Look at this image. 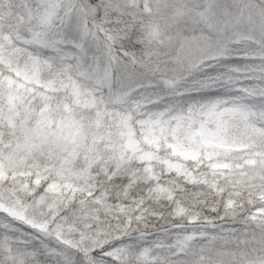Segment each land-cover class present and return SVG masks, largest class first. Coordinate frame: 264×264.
<instances>
[{
    "label": "snow or ice",
    "instance_id": "snow-or-ice-1",
    "mask_svg": "<svg viewBox=\"0 0 264 264\" xmlns=\"http://www.w3.org/2000/svg\"><path fill=\"white\" fill-rule=\"evenodd\" d=\"M190 7L172 29L174 40L156 44L138 36L139 51L124 40L143 19L123 21L127 6L109 0H68L54 13L41 0L26 24L11 16L0 20V149L11 152L30 136L24 151L53 164L52 178L30 193L14 177L0 180V204L23 206L30 194L34 209L25 219L0 207V264H264V225L227 236L198 230L179 251L167 233L133 227L139 221L100 220L99 202L85 189L53 194L63 145L35 135L42 117L73 101L72 92L87 101L86 121L128 114L180 121L197 111L244 108L264 114V0ZM114 12L124 28H108ZM197 16L210 23L200 27L192 20Z\"/></svg>",
    "mask_w": 264,
    "mask_h": 264
},
{
    "label": "rangeland",
    "instance_id": "rangeland-1",
    "mask_svg": "<svg viewBox=\"0 0 264 264\" xmlns=\"http://www.w3.org/2000/svg\"><path fill=\"white\" fill-rule=\"evenodd\" d=\"M21 1L0 0V5L3 6L0 8V20L11 16L26 24L32 15L31 9L41 0ZM47 2L54 13L62 2L68 0ZM209 2L210 0H109V3L126 5L125 15L131 16L133 20L143 19V24H136L141 28L144 40L156 44L175 39L172 29L193 11L191 5ZM25 6L27 9L23 14L21 10ZM141 9H144L143 15ZM118 13L120 12H114L112 16H117ZM192 20L193 23H199L200 27L210 23L206 16L193 17ZM108 28H112L110 24ZM196 35L199 36L200 33L197 32ZM59 94H63L62 90ZM71 95L74 97L73 101L65 102L62 112L53 110L42 117L35 131L36 136L46 139L54 137L63 145L61 158L55 166V195L73 190L79 193L80 189H85L89 195H95L99 205L102 204L104 194L99 195L95 185L89 181L93 167L102 160L109 161L115 168L124 165L129 167V162L132 161L143 162L149 177L155 175L152 162L161 159L167 163V167L178 172L184 170V161L197 165L200 162L210 163V173L235 165L236 160H242V165L251 168L264 167V114L257 110L244 108L226 113L197 111L186 114L180 121L171 120L167 116L139 118V114L136 117L128 114L117 120L109 116L107 121L103 117L86 121L81 115L88 110L86 99L76 97L75 92ZM221 122L223 130L217 132V126ZM24 123H27V118ZM12 124L15 125L14 120ZM30 142L29 136L11 152L5 153L0 149V180L6 176L14 177L17 185L28 186L29 193L35 189L37 182L49 181L53 169V164H41L38 159H32L31 148L24 151ZM0 207L15 216H24L25 213L34 211L31 208L30 194L28 203L23 206L9 207L0 204ZM94 210L91 214L95 216ZM117 211L125 212L127 207L119 206ZM24 218L27 219L26 216ZM186 240L185 244L188 242Z\"/></svg>",
    "mask_w": 264,
    "mask_h": 264
},
{
    "label": "trees",
    "instance_id": "trees-1",
    "mask_svg": "<svg viewBox=\"0 0 264 264\" xmlns=\"http://www.w3.org/2000/svg\"><path fill=\"white\" fill-rule=\"evenodd\" d=\"M26 9L23 7L21 12L25 14ZM118 16L120 13L112 16L110 26L122 29L125 24H117ZM122 20L132 22L133 18L123 15ZM138 36L144 40L136 24L132 39L124 40L125 46L139 51ZM129 165L115 168L102 160L93 167L89 181L99 195L104 194L100 220L113 224L118 222L117 217L139 221L133 227L157 235L167 233L180 246L179 251L187 246L188 235L195 236L198 230L227 236L233 230L248 231L264 225V167L251 168L236 160L235 165L210 173V163L184 161V170L178 172L161 159L152 162L155 175L149 177L143 162L132 161ZM119 206L127 207V211L118 213ZM176 225L188 231L177 232ZM155 239L156 235L150 236V240Z\"/></svg>",
    "mask_w": 264,
    "mask_h": 264
}]
</instances>
